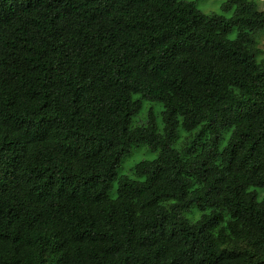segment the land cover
Segmentation results:
<instances>
[{
    "label": "trees",
    "instance_id": "trees-1",
    "mask_svg": "<svg viewBox=\"0 0 264 264\" xmlns=\"http://www.w3.org/2000/svg\"><path fill=\"white\" fill-rule=\"evenodd\" d=\"M262 33L253 0H0V264H264Z\"/></svg>",
    "mask_w": 264,
    "mask_h": 264
},
{
    "label": "rangeland",
    "instance_id": "rangeland-1",
    "mask_svg": "<svg viewBox=\"0 0 264 264\" xmlns=\"http://www.w3.org/2000/svg\"><path fill=\"white\" fill-rule=\"evenodd\" d=\"M193 2V4L202 12L205 13H210V12H220V7L222 3L225 0H188ZM254 2L257 3L258 7L260 9L264 10V0H253ZM232 14V11L226 12L225 15L230 16ZM236 33V30H234L230 37H234ZM258 47L262 51V54L260 55L259 58H264V33H262L258 37ZM163 109L162 103L159 101H145L143 100L142 106L140 111L138 112L137 115H134L132 117V124H141V123H146L147 118H148V112L149 110H152L154 113V119L158 127L161 129L162 128V116H161V111ZM155 152L149 150L147 147L140 146V147H132L129 155L123 160L121 163L120 168L117 170V173H127L131 175V166L142 159H152L155 157ZM116 184V183H115ZM258 193H259V198L264 196V189L263 188H257ZM116 194V189H112L111 195L115 196ZM195 208H191L190 210H185L183 212V215L186 218H189L193 220L195 218V214L192 213V210ZM196 210V209H195Z\"/></svg>",
    "mask_w": 264,
    "mask_h": 264
}]
</instances>
